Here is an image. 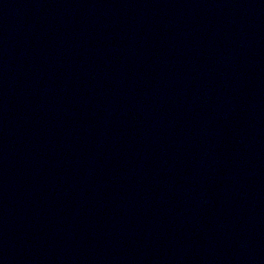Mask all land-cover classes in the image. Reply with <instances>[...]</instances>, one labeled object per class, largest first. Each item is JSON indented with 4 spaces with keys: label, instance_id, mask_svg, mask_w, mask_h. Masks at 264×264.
I'll use <instances>...</instances> for the list:
<instances>
[{
    "label": "water",
    "instance_id": "1",
    "mask_svg": "<svg viewBox=\"0 0 264 264\" xmlns=\"http://www.w3.org/2000/svg\"><path fill=\"white\" fill-rule=\"evenodd\" d=\"M0 264H264V0H0Z\"/></svg>",
    "mask_w": 264,
    "mask_h": 264
}]
</instances>
